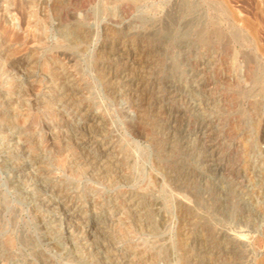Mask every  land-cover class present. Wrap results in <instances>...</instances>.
Listing matches in <instances>:
<instances>
[{"label": "rangeland", "instance_id": "rangeland-1", "mask_svg": "<svg viewBox=\"0 0 264 264\" xmlns=\"http://www.w3.org/2000/svg\"><path fill=\"white\" fill-rule=\"evenodd\" d=\"M258 44L264 0H0V264L263 263Z\"/></svg>", "mask_w": 264, "mask_h": 264}, {"label": "bare ground", "instance_id": "bare-ground-1", "mask_svg": "<svg viewBox=\"0 0 264 264\" xmlns=\"http://www.w3.org/2000/svg\"><path fill=\"white\" fill-rule=\"evenodd\" d=\"M24 1V0H23ZM21 2V1H20ZM21 4V3H20ZM24 4V3H23ZM20 6V5H19ZM23 12H24V10H23ZM26 14V13H25ZM26 16V15H25ZM253 18V17H252ZM263 24V23H262ZM244 25H245V28H246V30H248L249 32H250V34H252L253 36H255L256 38H257V33H258V29H257V26L253 23V22H251V21H244ZM244 31V30H243ZM244 34H243V32H239L238 33V35H237V37L239 38V37H241V36H243ZM246 35V34H245ZM234 38V37H233ZM252 40V39H251ZM240 44V43H239ZM236 45V44H235ZM131 46V45H130ZM236 46H238V45H236ZM254 47V46H253ZM252 47V48H253ZM134 49V48H133ZM121 50V49H120ZM242 50V49H241ZM256 50H257V52L259 53V56H260V59L262 60V64H263V68H264V45H259L258 44V47L256 48ZM109 51V50H108ZM253 51V50H252ZM241 52V51H240ZM240 52H234V53H236V55H237V58L239 59V57H240ZM248 52V51H247ZM250 52V51H249ZM246 53V52H245ZM124 54V53H123ZM136 54V53H135ZM112 55V54H111ZM254 55H256V54H254ZM113 56V55H112ZM120 56V55H119ZM116 57V56H115ZM127 57V56H126ZM255 57V56H254ZM117 59H118V57H117ZM121 59V58H120ZM125 60V59H124ZM244 61L243 62H241L240 61V66H239V70H237L239 73H241V75H237L236 76V79H235V87H236V89H237V101L238 102H241V92H242V89L244 88L245 90H247L248 89V85H249V83H251V70H250V59H249V54L248 53H246V54H244V59H243ZM256 60H257V58H256ZM127 62L128 63H131V66H133V65H135V64H137V57H136V55H132V56H130V57H128L127 58ZM129 68V67H128ZM134 68H135V66H134ZM252 69V68H251ZM254 69V68H253ZM109 70V69H108ZM109 72V71H108ZM107 72V73H108ZM132 73V72H131ZM260 74H262V73H260ZM122 76V75H121ZM233 77V76H232ZM223 78V77H222ZM138 81V80H137ZM233 83V82H232ZM262 83V82H261ZM131 84V83H130ZM133 84V83H132ZM244 85H246L245 87H244ZM131 87V86H130ZM204 87V86H203ZM174 88V87H173ZM208 88V87H207ZM62 89V88H61ZM64 89V88H63ZM244 90V91H245ZM242 94H245V93H242ZM184 95V94H183ZM130 96V95H129ZM170 97V96H169ZM174 98V97H173ZM180 98V97H179ZM135 99V98H134ZM187 99V98H186ZM246 102V101H245ZM245 105H246V103H245ZM181 109V108H180ZM244 111V110H243ZM175 114V113H174ZM170 115V114H169ZM250 117V116H249ZM24 119V118H23ZM171 119V118H170ZM173 120V119H172ZM87 121V120H86ZM165 122V121H164ZM170 124V123H169ZM198 127H200V126H198ZM202 127V126H201ZM204 128H206V131H205V133H204V138L205 139H207V138H209L211 135H212V131H211V129H210V127L209 126H206V125H204ZM251 128V127H250ZM198 131V130H197ZM238 133V132H237ZM262 134H263V136H264V131H262L261 132ZM249 134V133H248ZM203 137V136H202ZM212 137H213V135H212ZM203 141V140H202ZM207 142V141H206ZM201 143V142H200ZM221 144V143H220ZM213 145V144H212ZM200 146V145H199ZM85 148V147H84ZM98 148V147H97ZM213 147L211 146V145H209L208 146V149H212ZM248 149V148H247ZM249 149H250V147H249ZM205 150V149H204ZM245 150V149H244ZM246 152V151H245ZM248 153V152H247ZM92 154V153H91ZM208 154V153H207ZM219 154V153H218ZM245 156V155H244ZM200 157H201V155H200ZM218 158V157H217ZM96 159V158H95ZM220 159V158H219ZM207 161V160H206ZM204 164V163H203ZM209 164V163H208ZM208 168V167H207ZM18 169H22V170H24L25 169V167H19ZM209 169V168H208ZM219 171V170H218ZM29 172V171H28ZM106 172V171H105ZM201 172V171H200ZM104 173V172H103ZM203 174V173H202ZM23 175V174H22ZM207 177V176H206ZM203 178V177H202ZM39 186V185H38ZM43 202V201H42ZM59 203V202H58ZM58 203H56V202H51L50 204H49V208H53V209H55L56 208V205H58ZM61 204V203H60ZM48 208V209H49ZM54 211V210H53ZM60 211V210H59ZM63 211V210H62ZM60 213V212H59ZM57 214V213H56ZM59 215V214H58ZM57 215V216H58ZM56 216V217H57ZM59 216H63V218L64 219H68V218H72L71 217V215H69V213H68V211H64L63 213H61ZM55 217V218H56ZM259 217V216H258ZM54 218V219H55ZM58 220V219H57ZM73 220V219H72ZM67 221V220H66ZM66 223V222H65ZM91 223V222H90ZM73 224V223H72ZM93 224V223H92ZM67 227V226H66ZM91 227H92V225L90 226V230H91ZM70 232V231H69ZM73 235V234H72ZM91 239V238H90ZM104 250V249H103ZM104 261V260H103ZM198 264V263H197ZM261 264H264V262L263 263H261Z\"/></svg>", "mask_w": 264, "mask_h": 264}]
</instances>
